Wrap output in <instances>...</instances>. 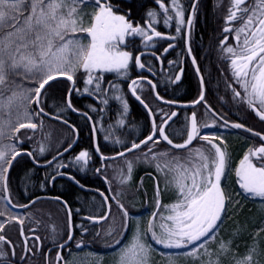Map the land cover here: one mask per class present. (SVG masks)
<instances>
[{
	"label": "snow or ice",
	"instance_id": "obj_1",
	"mask_svg": "<svg viewBox=\"0 0 264 264\" xmlns=\"http://www.w3.org/2000/svg\"><path fill=\"white\" fill-rule=\"evenodd\" d=\"M153 3L140 23L133 20L131 7L122 11L115 0H0V264H38L41 254L44 264H152L157 252L166 264H177L179 258L190 264H264V218L252 227V242L243 253L234 238L246 226L237 227L231 238L221 236L225 222L243 209L244 202H259L264 209V132L243 119H230L231 108L218 111L207 100L212 72L201 66L193 50L203 0ZM222 7L226 11L219 34L210 37L207 49L216 57L217 88L223 83L229 98L218 94L221 107L230 103L235 115L251 113L264 123V0H227L226 5L218 0L213 11ZM161 23L168 31L158 30ZM180 44L177 58L167 60L163 69L166 55ZM186 59L197 79L196 97L165 98L145 73L158 77L167 91L182 82ZM110 74L115 79H109ZM61 85V103L49 106L52 89ZM125 86L145 110L143 130L133 125L136 134L131 139H114L113 129L126 127L130 112ZM74 94L90 97L95 104L81 111L74 106ZM113 101L118 105L116 123L105 128L104 116ZM71 113L90 125L94 153L81 150L71 155L79 139V126L68 118ZM51 122L64 126L73 138L62 135L53 141ZM177 124L178 129L173 127ZM241 131L258 138L259 144L247 147L233 165L228 137ZM100 132L112 144L113 155L101 150ZM93 155L100 164L94 174L107 185L105 190L89 189L64 171L86 172ZM22 160L31 166L23 171L26 183L20 192L13 190L12 173ZM120 160V185L132 180L138 166L152 169L145 172L153 181L151 196L143 192L147 215L133 211L134 197L113 189L106 169ZM40 168L45 176L29 191L31 176ZM233 171L235 180L230 182ZM58 177L98 194L103 211H95V195L87 213L59 195H47L45 190ZM44 201L63 214V227H52L42 239L41 221L32 209ZM19 209L27 211H15ZM75 216H80L79 224ZM13 223L19 226L16 239L6 234V225ZM89 239L110 249L108 259L85 251L91 247ZM45 240L48 246L42 252Z\"/></svg>",
	"mask_w": 264,
	"mask_h": 264
},
{
	"label": "flooded vegetation",
	"instance_id": "obj_2",
	"mask_svg": "<svg viewBox=\"0 0 264 264\" xmlns=\"http://www.w3.org/2000/svg\"><path fill=\"white\" fill-rule=\"evenodd\" d=\"M217 2H218V0H210V4H211V8H212L211 13H213V14L210 17L209 16L208 17L207 16H200L198 18L197 23L195 25V28L193 30V41H194L193 50H194V53L197 56V58L199 59L201 66L206 71L211 70L212 76H213V79L207 85V93H206L207 100L218 111L228 112V109L231 108L232 110L230 112H228V116L230 119H234L237 122H239L241 119H243L244 122L246 123V125L252 126L254 130L264 132V123L259 122L258 118H256L254 116V114L247 113L246 115L241 114L240 116H237V115H235V108H233L230 103L225 104L223 107H221L222 102L218 98V94H219V96L225 97V99H229V98L227 96H225L223 83H221L219 88H217V79L216 78L218 76V73H217V69H216V57H215L214 53H208L207 52V49H208V46L210 43V37H212L214 33L217 35L219 34L218 30H219L220 26L222 25V15H223L224 11H226V8L222 7L219 10H216L214 12L213 11V5L216 4ZM226 3H227V0H223V4L226 5ZM164 31H168V30L164 28ZM201 37H203V40H201ZM212 43L214 44L215 41H212ZM163 46H166V43L163 45H158L157 47H158V49L162 50ZM180 47H182V44H180L177 47V49L169 51V53L166 55L165 62L163 65V69H167V60L177 58V52L180 50ZM206 55H207L208 59L204 58ZM153 64L156 66L157 72H161L163 70L161 68V66L158 64V62H156L154 59H153ZM184 66L186 69L185 75L182 79V82L179 85H172L168 88L167 91H165L164 87H162V91L164 93L165 98L175 96L178 99H181L182 101H189V100L196 97L197 79H196L194 72L191 68L190 60L186 59ZM135 75H136V73L133 72L132 73L133 78H135ZM145 75H148L150 79L154 80V82L159 83L158 77H152L149 73H145ZM109 79H115V77L110 74ZM123 91H124V93L127 94V99H128L129 105H130V112H129V115L127 117L126 127L113 129V138L114 139L115 138L131 139L133 137V135L136 134L134 131L131 130L132 126L135 125L137 130L142 131L143 125H144V121L142 120L143 115L139 110L140 108L143 109V107L139 104L138 101H136L131 96V94L127 91L126 86L124 87ZM157 91H158V88H157ZM147 93L148 92L146 91L145 95H147ZM87 98H88L87 96H82V97L76 96L74 98L75 101L78 104H80V110L81 111L87 110V106L90 104L87 101ZM149 98L151 99V97H149ZM91 104H95V101ZM197 107H199V106H197ZM117 109H118V105L113 101L110 104L109 110L107 111V113L104 116L103 125L105 128L110 123L115 125L116 118H117ZM75 115H77V114H75ZM173 127L178 129L180 127V125L177 124V125H174ZM103 137H104L103 132H100L97 136L98 143L101 146V150L103 152L112 151V144L106 143L104 141ZM245 137H248L250 139H245ZM234 139L239 142L240 146L243 149L241 155L237 158V160L235 162L239 161V158L242 157L244 151L247 150V147L253 146V145L258 146V144H259L258 138H251L250 133H243L241 131L239 136L233 135V136L228 137V141L230 144L229 151L231 152V154H232V147H233ZM79 140H80V134H79ZM78 144H79V141H78L77 145ZM77 145L74 147V149L71 151V153L73 151H75V148H77ZM93 148H94V144H93ZM78 153L79 152L76 151L74 155H76ZM67 155H69V153ZM93 165H95V158L92 156L91 160L89 161V163L87 165V171L86 172L82 173L76 169H65L64 171L70 172L71 174L75 175L76 179L79 180L80 183L85 184L87 186V188H89V189L100 188L101 190H105L107 188V185H105L103 183V181L101 179H99L94 174V172L92 174L91 170L92 169L94 170L95 168H97ZM98 167H100V165ZM122 168H123V166L112 165L106 169V172H107L109 178L112 179L113 189L122 191L123 193H125V195H128L127 197H129L130 199L132 197H134L135 199L131 200V203L135 204V208L133 209V211L139 210L137 212V214H140V213L147 214V207L142 208V206L141 207H138V206L142 205L143 200L145 203L146 198L143 195L144 190H147L149 197L152 194L153 181L149 176H147L145 174L146 171H152V169L148 168L146 165L142 164L135 169L132 180L128 184L120 185L119 181L116 177ZM125 171H126V169H125ZM141 177H143V186H141V184H140ZM58 178H63L66 181H69L66 177H58ZM69 182L72 183L71 181H69ZM72 184H74V183H72ZM75 186L77 188H79L77 185H75ZM80 190L83 191L85 195H95L96 197L98 196V194H96V193L86 192L82 189H80ZM96 202L98 203L97 199H96ZM85 205L89 206V203H86ZM96 206L97 205H94V208ZM86 243H88V242H86ZM73 251L78 252L79 250H73ZM62 255L67 256V254L65 252H62ZM42 261H43V257L42 256L38 257V264H40Z\"/></svg>",
	"mask_w": 264,
	"mask_h": 264
},
{
	"label": "trees",
	"instance_id": "obj_3",
	"mask_svg": "<svg viewBox=\"0 0 264 264\" xmlns=\"http://www.w3.org/2000/svg\"><path fill=\"white\" fill-rule=\"evenodd\" d=\"M185 4L188 3V0H183ZM116 5L122 10V11H128V9L131 7L132 10V18L136 22L143 23V19L146 16V12L148 8L155 7L153 0H115ZM211 4L210 0H203V15L201 16H211L213 13H211ZM219 10V9H218ZM158 30L164 31V27L161 24L158 25ZM158 83V82H157ZM61 86H57L52 89L49 98L47 99V103L49 106H53L56 104L61 103V97H60V89H62ZM158 91L164 95L162 91V87L159 86L158 83ZM147 95L151 97V94L148 92ZM77 95H73V103L74 106L80 109V104H78L75 101V97ZM152 98V97H151ZM87 101L91 104L94 102L90 97L87 98ZM140 112L142 113L143 117L142 120H145V111L140 108ZM95 116V114H93ZM70 122L76 124L79 126V134H80V140L79 144L77 145V148H75V151L71 153L72 156H74L75 152H79L81 150H88L91 153H94L93 148V142L90 136V125H85L83 118H81L78 115H75L74 113H71L69 115ZM48 123V122H46ZM51 137L53 141L58 140L62 135L68 136L69 138H73V134L67 130L64 126L60 125L56 122H51ZM243 149L240 146L239 142L234 139L233 141V147H232V157H233V165H236L237 158L241 155ZM106 155H113L114 153L112 151L104 152ZM69 155H65V157H68ZM95 158V167H98L99 161L98 158L93 155ZM51 159V156L48 157ZM31 166V162L29 160H22L19 165L16 166L15 170L12 173V187L14 191H20L23 192L24 189V183L26 181H23V171L26 170L28 167ZM92 174L94 170L92 169ZM45 176V170L43 168L35 169L34 174L31 176V183L28 186V190H33V187L35 185H38L39 182L44 178ZM235 175L234 171L231 174L230 182H234ZM233 187H236L233 184ZM38 191V189H36ZM47 195H59L63 197L64 199L68 200L70 206L73 208L81 207L82 211L87 213L88 206L85 205L86 203L90 202L92 200L91 197L94 195H85L83 191H81L79 188H77L74 184L70 183L69 181H66L63 178H57V180L54 182V186L50 185L46 190ZM43 194V193H42ZM141 196V195H140ZM143 196V195H142ZM151 196V195H150ZM167 199V197H165ZM98 203L96 202L95 205H97L94 209L96 212L103 211V209L100 208V198L97 196ZM23 202V201H21ZM126 203L129 202V200L125 201ZM142 205L138 206L142 208H146L147 205L144 203V200L142 201ZM259 203V202H256ZM259 204H255L252 202H244L243 209L234 215L232 219L225 222L224 230L221 233V236L225 239L231 238V233L235 231L237 227L246 226V229L241 231L240 235L234 238V242L238 243L240 245L239 252L243 253L245 251V245L251 243V239L249 236V232L251 231L252 227L255 224H258L259 221L264 217V211L260 212V209H256V207ZM87 206V207H86ZM98 208V209H97ZM27 211V210H26ZM26 211H22L21 213H24ZM113 211H115V207H113ZM32 213L36 218H39L41 221L40 227L38 229L40 236L42 239L50 232L52 227H55L57 229H60L63 227V214L56 212V206L52 204L51 202L44 201L43 203L38 204L36 207L32 209ZM0 219H3L0 217ZM75 223L79 224L80 216L74 217ZM235 222V223H234ZM87 224V222H85ZM25 228L29 227V221L26 218L25 219ZM35 226V225H32ZM87 226L91 227L90 224H87ZM18 225H15L14 223L11 225H6V234L11 236L13 239L18 238ZM105 227H107V223L105 224ZM77 231V239H79V229ZM88 242L91 247L88 248L89 250L96 251L99 253L107 254L110 252V249H107L102 242H96L93 243L90 239ZM261 246L264 247V239H261L260 241ZM45 247L42 249L43 251H46L48 242L44 241ZM73 250H76L73 245ZM67 254V252H65ZM54 257V253L52 254ZM40 256L43 257L41 254ZM152 264H164V261L162 257H159V255H156V257L151 258ZM40 264H44V261H42ZM185 264H190L189 261H185Z\"/></svg>",
	"mask_w": 264,
	"mask_h": 264
},
{
	"label": "rangeland",
	"instance_id": "obj_4",
	"mask_svg": "<svg viewBox=\"0 0 264 264\" xmlns=\"http://www.w3.org/2000/svg\"><path fill=\"white\" fill-rule=\"evenodd\" d=\"M238 162H239V161H238ZM238 162H236V163L238 164ZM110 164H111V166H112V165H114V166H115V165H116V166H123V162H122V160H120V161H113V162H110ZM126 196H128V195H126ZM255 204H259V203H255ZM256 209H257V210L260 209V212L264 211V209H262V207H261L260 204L256 207ZM144 215H147V214H144ZM263 218H264V217H263ZM251 242H252V241H251ZM85 251H92V250L85 249ZM165 251H167V250H165ZM93 252H95V253H97V254H102V255L105 256V259H108V255H107V254L99 253V252H96V251H93ZM156 255H159V257H161L160 254H159V252H157V253H155V254L152 256V258H153V257L155 258ZM162 259H163V261H164V264H166V258L162 257ZM151 261H152V259H151ZM185 261H186L185 258H179V259L177 260V264H185Z\"/></svg>",
	"mask_w": 264,
	"mask_h": 264
},
{
	"label": "water",
	"instance_id": "obj_5",
	"mask_svg": "<svg viewBox=\"0 0 264 264\" xmlns=\"http://www.w3.org/2000/svg\"><path fill=\"white\" fill-rule=\"evenodd\" d=\"M134 98V97H133ZM76 114V113H75ZM58 123V122H57ZM78 141H79V139L76 141V143L74 144V146H73V149H74V147L77 145V143H78ZM97 142H98V139H97ZM72 149V150H73ZM68 153H65V155H67ZM73 183V182H72ZM75 184V183H74ZM76 185V184H75ZM15 211H20V212H22V211H26V210H22V209H19V210H15Z\"/></svg>",
	"mask_w": 264,
	"mask_h": 264
}]
</instances>
